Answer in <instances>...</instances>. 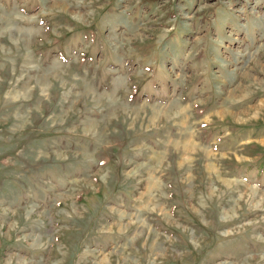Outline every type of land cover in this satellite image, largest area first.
<instances>
[{
  "label": "rangeland",
  "instance_id": "1",
  "mask_svg": "<svg viewBox=\"0 0 264 264\" xmlns=\"http://www.w3.org/2000/svg\"><path fill=\"white\" fill-rule=\"evenodd\" d=\"M67 3L0 0V264H264V0Z\"/></svg>",
  "mask_w": 264,
  "mask_h": 264
},
{
  "label": "bare ground",
  "instance_id": "2",
  "mask_svg": "<svg viewBox=\"0 0 264 264\" xmlns=\"http://www.w3.org/2000/svg\"><path fill=\"white\" fill-rule=\"evenodd\" d=\"M55 1V3L57 4V5H60V6H63V7H68V3H67V0H54ZM70 6V5H69ZM76 16H78V14H79V11H76L75 10V13H74ZM1 19H2V17H0ZM3 19L5 20L4 21V23L6 24V22L8 21V16L6 15V14H3ZM9 24V23H8ZM12 24V23H11ZM7 25V24H6ZM246 74V73H245ZM250 77V76H249ZM255 77V76H254ZM259 81V80H258ZM239 88V87H238ZM232 90V89H231ZM231 90H228V91H230L231 92ZM229 93V92H228ZM234 96V95H233ZM234 99L232 98V96H227V97H225L224 99H223V101H222V109L223 110H225V108H227V107H233L234 105ZM233 103V104H229V103ZM257 105V104H256ZM255 106H248V108L246 107V108H244V109H241L240 111H238V110H232L233 111V113L238 117V118H243L242 116L243 115H246L247 114V112L248 111H250V110H252L253 108H254ZM161 107H159V109H160ZM229 109V108H228ZM221 111V110H220ZM252 112V111H251ZM238 114H241V115H238ZM251 114V113H250ZM180 115V113L177 115V116H179ZM183 116H182V114H181V117H178V118H182ZM236 117V118H237ZM245 117H247V116H245ZM156 118H157V116H156V111L154 110V112L152 113V115L150 116V122H152V123H154L155 121H156ZM175 119H177V118H175ZM142 120H144V117H143V119ZM90 125L88 124V127H89ZM195 144V143H194ZM185 145V144H184ZM183 146V145H182ZM185 147V146H184ZM192 151V150H191ZM190 151V152H191ZM150 201V200H149ZM259 201V200H258ZM260 203V202H259ZM257 209H259L260 211H264V207H261V206H258L257 207ZM154 245H155V243H154ZM154 245H153V247H154ZM101 263V262H100Z\"/></svg>",
  "mask_w": 264,
  "mask_h": 264
},
{
  "label": "crops",
  "instance_id": "3",
  "mask_svg": "<svg viewBox=\"0 0 264 264\" xmlns=\"http://www.w3.org/2000/svg\"><path fill=\"white\" fill-rule=\"evenodd\" d=\"M8 25V24H7Z\"/></svg>",
  "mask_w": 264,
  "mask_h": 264
}]
</instances>
